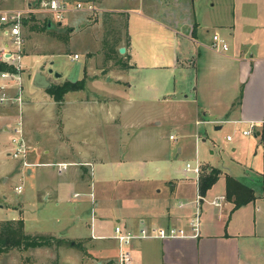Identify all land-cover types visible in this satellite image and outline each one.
<instances>
[{
	"label": "crops",
	"instance_id": "crops-1",
	"mask_svg": "<svg viewBox=\"0 0 264 264\" xmlns=\"http://www.w3.org/2000/svg\"><path fill=\"white\" fill-rule=\"evenodd\" d=\"M21 1H0V11H26L22 34L24 24L32 34L19 46L25 48L23 53H17L15 43L0 29V59L19 65L15 76H2L12 71L0 70V174L20 175L37 203L56 208L54 219L59 223L31 233L58 239L53 244L55 262L118 264L119 245L113 237L118 224L133 230L180 226L190 233L131 239L126 247L131 264H264V196L261 183L255 182L264 174V0H92L96 12L103 14L94 23L89 17L96 12L68 17L63 23L36 9L38 0ZM62 1L71 5L81 0ZM77 25H87L98 45L87 46L82 53L72 50L69 44L80 29ZM108 26L119 31L117 48L125 50L118 53L132 66L121 67L104 54L101 40ZM214 33L225 39L226 50L210 46ZM17 54V61L9 58ZM49 68L61 75L54 76ZM38 71L50 85L86 75V86L56 100L49 86L34 82ZM141 81L147 92L135 94L131 90L140 88ZM177 85L185 91L178 100L197 123L245 129L254 121L256 128L249 134L254 133L262 146V168L242 163L237 174L230 165L196 160L197 175H159L148 160L114 154L125 130H130L131 139L143 129L142 124L126 123L128 101L148 103L147 122L156 126L169 114ZM3 90L19 99H1ZM16 121L21 122L26 150L12 161L10 132ZM124 167L136 173L124 175ZM210 167H217L219 174L201 194L199 175ZM186 170L191 171L185 164ZM226 175L253 187L255 197L235 206L226 197ZM16 186L22 194V183ZM198 194V230L191 234ZM217 195L225 196L218 205L211 202ZM22 206L21 201L18 217L23 215ZM24 225L25 219L23 229Z\"/></svg>",
	"mask_w": 264,
	"mask_h": 264
},
{
	"label": "rangeland",
	"instance_id": "rangeland-1",
	"mask_svg": "<svg viewBox=\"0 0 264 264\" xmlns=\"http://www.w3.org/2000/svg\"><path fill=\"white\" fill-rule=\"evenodd\" d=\"M14 1L16 0H3L4 3L9 4ZM22 1L25 2L26 0ZM81 1L86 3L90 0ZM19 9L21 8L12 10ZM85 12L87 13L89 10L87 11L84 8L79 10V12L67 10L61 21L65 23L68 17L74 18L75 15H83ZM25 13L26 11L24 14ZM97 15L103 16L102 13H93L89 17L91 19L89 20L90 23H94V21L98 20V17H96ZM23 17L24 16H22V18ZM28 17L30 16L28 15ZM93 17L95 18L93 19ZM113 17H115V15ZM52 22V27H56V22L54 20H52ZM97 25V27L100 26L99 24ZM77 26L80 28V25ZM88 30V26L85 25L71 36L72 40L69 47L72 50H79V52L82 53L85 47L98 45L97 43L99 41L92 35L89 36ZM1 35L2 33L0 31V36ZM31 35L28 24H24L22 38H28ZM20 50L21 49L18 48L14 51L20 53ZM22 50H25V48ZM17 56L19 55L17 54L15 56V61H17ZM143 57H147L145 52L143 53ZM9 58L11 59V56ZM62 59H66L65 56H62ZM101 59L102 56L98 58V61H101ZM76 61L77 60H74L71 63L76 65ZM109 61H111L112 65L116 63L113 60H108L107 62ZM155 78L157 83L160 77L157 75ZM144 79L146 80V78ZM146 87V82L141 81L140 88L137 86L131 91H134L135 94L146 93ZM184 92L183 87L177 85L176 97L171 102L169 114H166L163 117L165 120L156 126H152L147 122L148 117L146 108L148 107V103L139 105L137 101H128L129 106H127V111L125 112L126 123H131L132 126L142 124L143 129L139 130V133L137 132L138 134L132 136L131 139H128V136L131 135V132L128 133L130 130H125V136L120 143L121 146L119 144L117 145V149L113 151L114 154H122L125 152L126 158L131 157L148 160V163H153L152 168H154L159 175H193V171H185V164L189 162L191 166H194L196 160L200 164L203 162H212L221 166L230 165L231 168H236H232V171L237 174L242 171V166L249 162L250 165L259 169L262 168V152L260 151L262 146L258 143L254 133L249 135L242 134V127L245 125H239L234 128L229 123H222V127L214 128L215 124L212 122H206L205 124L197 123L190 109H188L181 100H178V98L183 97ZM17 102L19 103V101ZM115 119H118V117ZM19 121L14 123V127H16L17 124L21 127V122ZM169 133H172L174 138H169ZM227 134H231L233 139H226ZM13 136L18 138L19 134L12 128V132H10V145L12 148H14L15 145V142L12 141ZM16 158H14V156L8 157V159L12 161H17ZM238 160L241 162L239 163ZM242 163L246 164L243 165ZM121 170L124 175H133L136 173L133 172L131 168L129 169V167L127 169L124 167V169ZM245 180L249 182V179ZM255 182L261 183V179L257 178ZM20 183H22L23 186L22 194H19L20 192L15 188V186ZM21 201L23 202L22 207L24 210L21 216L25 219L24 230L26 233H32L37 230H51L59 223L54 219L56 208L49 205L41 206L37 203L36 198L31 195L28 182H26L25 185V180H23L20 175L0 174V221L12 218V216H20L18 210L21 206ZM53 244L29 246L26 248L12 247L0 250V264H58V261L55 262L54 260L56 258L52 256L56 248Z\"/></svg>",
	"mask_w": 264,
	"mask_h": 264
},
{
	"label": "built area",
	"instance_id": "built-area-1",
	"mask_svg": "<svg viewBox=\"0 0 264 264\" xmlns=\"http://www.w3.org/2000/svg\"><path fill=\"white\" fill-rule=\"evenodd\" d=\"M70 7L72 9H86L91 12L97 11V6L94 1L90 0L88 2L77 1L72 3L71 5L62 0H38L36 9L41 11L50 13L56 19H62L64 17L65 11L69 10ZM24 15L23 10H12V11H0V29L1 31L9 37L10 41L15 43L16 47L19 48L21 45L22 38V29H21V19ZM210 46L214 49L226 50L228 48V44L225 39L220 36L218 33H214L212 35V40ZM18 57V56H17ZM78 54L74 53L73 58H77ZM11 60L14 61L15 57L11 56ZM14 64V62L12 63ZM16 71H12V73L2 72L1 75H16V72L19 69V65L14 64ZM5 88V85L1 86ZM19 99V97L9 96L5 90L2 91L1 99ZM256 128V123L251 121L248 124V127L242 129L243 134H249ZM13 130L19 134V137H12V141L15 142L14 148L11 151L12 156L18 157L24 154L26 150V145L24 139L21 136V127L17 124L16 127L13 126ZM173 135H170L172 137ZM232 135L227 134L226 138L231 139ZM186 169L191 170L196 173V175L200 172V165L196 164L191 166L189 162L186 163ZM17 191H20V186L15 187ZM224 195H217L215 198L211 200L214 204H220L221 200L224 199ZM201 196L198 194L196 196L195 202L197 205L196 212L190 221V228L193 231L191 234H195L198 230L199 224V199ZM190 233H187L186 229L180 226H150V227H140L137 230L133 229H123L120 225H115L113 237L118 241V264H131V259L128 251H126V247L133 238H146V237H156V238H167V237H178V236H186Z\"/></svg>",
	"mask_w": 264,
	"mask_h": 264
},
{
	"label": "trees",
	"instance_id": "trees-1",
	"mask_svg": "<svg viewBox=\"0 0 264 264\" xmlns=\"http://www.w3.org/2000/svg\"><path fill=\"white\" fill-rule=\"evenodd\" d=\"M119 31L113 26L106 27L102 40V47L104 54L108 58H114L121 67H130L118 53L117 43ZM0 70L16 71L17 69L13 64H9L0 59ZM86 78L83 77L75 80L66 79L62 83H52L47 90L54 96L56 100L62 99L64 92L68 90L84 89L86 86ZM219 174L217 167H210L206 171L204 168L198 179V189L201 194L215 182ZM261 190L264 196V174L261 175ZM226 197L234 201L235 206L246 203L255 197L253 187L241 182L237 178L226 175ZM55 236L43 233H26L23 229V219L9 218L0 221V250L12 247H29L36 245H51L57 243Z\"/></svg>",
	"mask_w": 264,
	"mask_h": 264
},
{
	"label": "water",
	"instance_id": "water-1",
	"mask_svg": "<svg viewBox=\"0 0 264 264\" xmlns=\"http://www.w3.org/2000/svg\"><path fill=\"white\" fill-rule=\"evenodd\" d=\"M118 50H119V52H124L125 47L124 46H120L118 48ZM41 70H43V67H41ZM48 71L53 72V75L56 76V77H58V76L61 75L60 72H58L56 70H53L52 68H49ZM34 82L37 85L41 86V87H48V86H50V79H47L46 76L43 73H41L40 71H38V72L35 73V75H34Z\"/></svg>",
	"mask_w": 264,
	"mask_h": 264
}]
</instances>
